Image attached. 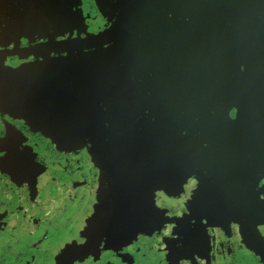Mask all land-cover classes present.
<instances>
[{"label":"flooded vegetation","instance_id":"af4514ba","mask_svg":"<svg viewBox=\"0 0 264 264\" xmlns=\"http://www.w3.org/2000/svg\"><path fill=\"white\" fill-rule=\"evenodd\" d=\"M128 1L116 4L120 7V16L116 19L113 17L117 12L111 10L114 2L106 0H0V144L11 147L6 149L4 159L7 157L9 164L18 166L12 170L9 182L22 178L20 181L24 183L34 181L42 188H51L45 202L27 198L26 203L32 200L27 211L38 212L45 208L50 214L57 200L55 197H65V192L71 190L68 194L75 193L79 203L74 204L68 215L73 218L71 228L80 233L77 243L81 241V244L70 246L69 258L62 257L64 261L71 262L73 257L94 253L102 245L129 243L135 235L140 237L153 228L158 229L167 221L170 208L177 203L182 207V216H185L181 218L184 223L179 230L182 231V240L187 243H190L189 238H197L190 231L197 229L210 244V237L214 239V236L203 223L208 217L222 225L216 231L218 239L224 241L218 244L219 247L233 243L238 247L239 243H231L230 238L238 230L242 231L247 244H260L256 235L260 230L264 232V65L259 67L246 42L250 35L247 30L249 18L239 20L222 41L228 79L213 80V89L220 93L223 87L215 114L206 108L212 97L209 91L200 99L201 105H194L193 110L197 111L178 122L176 132H173V127L156 134L154 125L140 116L133 137L135 143L125 148L120 145L123 148L118 150L106 144L97 149L91 138L93 110L88 104L89 123L81 137H58L56 131L59 132V128L50 124L49 116H42L46 115L42 113L43 109L52 107L46 100L58 96L57 89L54 90L57 83L54 74L48 71L50 67L53 69L105 52L134 38L139 25L156 23L171 28L181 23H202L218 19L226 10L233 11L251 4L246 2L232 9L228 8L229 4L237 0L217 3L212 0ZM72 3L76 5L74 12L77 11L78 16L99 22L105 12L111 13V20L103 27H91L85 33L75 29L62 30L63 26L58 24L66 21L64 10ZM80 9L82 12L78 11ZM248 42H253V38ZM254 44V47H259L256 42ZM53 93L52 98L49 94ZM105 96L141 101L134 91ZM84 101L88 103L87 96ZM204 105L205 110H201ZM165 119L171 124L169 118ZM242 127L251 133H240L238 129ZM227 128L233 137L245 144H225L229 137ZM85 139L89 140L85 146L76 144V141ZM49 147L51 150L60 147L63 151L60 159L54 156L56 164L53 170L73 177L82 176L80 183L83 189H75L77 183L70 189H61L54 181L55 176L47 178L37 174L40 161L49 156L45 154ZM173 147H180L181 152L176 155ZM77 151L80 155L75 156ZM29 165L36 171L33 177L25 173ZM19 170L25 174L16 176ZM82 190L84 196L78 197ZM158 197L164 202L155 205ZM84 204H88L86 209ZM47 215L38 226L47 228L43 225L49 217ZM16 237L14 234L10 238ZM85 246L90 248L86 250ZM189 247L195 249L194 246ZM227 258L223 263L242 261L237 255ZM262 258L264 260V254Z\"/></svg>","mask_w":264,"mask_h":264},{"label":"water","instance_id":"95a60500","mask_svg":"<svg viewBox=\"0 0 264 264\" xmlns=\"http://www.w3.org/2000/svg\"><path fill=\"white\" fill-rule=\"evenodd\" d=\"M246 2L251 4L235 9ZM229 7L235 10H226L223 16L207 22L181 23L171 28L156 23L139 25L134 38L118 43L105 52L77 59L71 64L52 66L53 69L50 67L48 71L54 74L57 82L54 90L57 89L58 96L49 94L54 98L46 100V103L52 104V107L43 109L42 113L46 115L42 116H49L50 124L59 128V132L56 131L58 137H81L89 123L88 104L93 110L91 138L97 149L106 144L118 150L120 145L125 148L135 143L133 137L140 116L154 125L156 134L173 127V132H176L178 122L197 111L193 110L194 105H201L200 99L209 91L212 97L206 108L213 114L219 109L223 89L220 88V93L218 89H213V80L228 79L221 44L242 18H249L247 30L250 35L246 42L251 54L260 68L264 65V0H237ZM249 38H253V42H248ZM254 42L259 47H254ZM128 91L138 94L141 101L105 96ZM85 96L88 103L84 101ZM201 110H205V105ZM165 118H169L171 124ZM227 130L229 137L225 144H245L233 137L229 128ZM172 151L178 155L181 149L173 147ZM89 248L84 247L86 250Z\"/></svg>","mask_w":264,"mask_h":264},{"label":"rangeland","instance_id":"374dc122","mask_svg":"<svg viewBox=\"0 0 264 264\" xmlns=\"http://www.w3.org/2000/svg\"><path fill=\"white\" fill-rule=\"evenodd\" d=\"M106 1L114 2L111 10L117 12L113 17L116 19L120 16L118 13L120 7H117L116 4L122 5L123 1L129 2L128 0ZM75 6L72 3L64 10L66 21L58 24L60 27L63 26L62 30L75 29V31L85 33L89 28L103 27L111 20V13L103 12L99 22H93L90 17L76 15L77 11L74 12ZM78 11L82 12L81 9ZM121 11L124 13L122 8ZM238 131L244 135L251 133L245 127L238 129ZM87 141L89 143V140L86 139L82 142L76 141V144L80 143L85 146ZM90 143L92 144V142ZM46 144H44L45 148ZM9 148L11 147H4V145L0 144V264H213L212 262L214 264H264L262 258L264 254V232H261V230L258 232L259 234H254L259 239L260 244L258 242L251 245L247 244L242 237L244 236L242 231L240 233V230H238L236 235L230 237L232 238L231 243H239L238 247L233 243V245L226 244L223 247L221 246V248L218 244H223L224 241L222 238L218 239L219 236L216 231L218 228L221 229L222 225L217 221H210L206 216L207 218L203 220V223L206 229L214 236V239L210 237V244L206 241L204 234L197 229L190 230L194 235H197L196 239H193V237L188 239L191 244L182 240V231L179 229H181L180 225L182 226L184 223L182 219L185 216H182V207L178 203L173 208H170L167 221H164L163 226H159L158 229L153 228L149 233L141 234L140 237L135 235V238L129 243L118 246L102 245L94 253L81 254L77 258L73 257L71 262L64 261L62 257H65V259L69 258L67 255L71 247L81 244V241L79 244L77 243L80 233L77 229L71 228L70 224L73 218L68 215L74 204H78L79 201L76 202L75 193L68 194L72 192L71 190L70 192H65V197H62V195L55 197L57 200L50 214L46 212L45 208V211L37 210L38 212H33L30 209L27 211L28 207L31 206L32 200L41 199V202H45L48 199V195L50 196L48 190L51 188L47 186L42 188L39 186L40 183L34 181L29 184L28 182L24 183V181H20L22 178L9 182L12 170L15 167L18 168V166L9 164L7 157L4 159ZM47 151L45 154L49 156L41 161L39 160L40 167L37 169V174L42 177L47 176V178L55 176L56 180L54 181H57L56 184L61 189L66 187L70 189L74 183H77V185H74L75 189H83V184L80 183L82 176L73 177L69 173H62L61 171L57 173L56 169L53 170V165L56 164L54 156L60 159V154L63 153L62 149L57 147V149L51 150L49 147ZM78 155H80V151L75 153V156ZM24 165L25 163H23ZM27 169L25 173L33 177L36 171H33L31 165ZM18 173L22 175L24 172L19 170V172L15 173L16 176L20 175ZM84 194L82 190L77 195H79L78 197L80 195L83 197ZM9 195H12V198ZM27 198L32 200L26 203L24 201ZM86 200L88 201L87 197ZM163 202L164 200L158 197L154 204L160 205ZM87 205L84 204L83 208L86 209ZM13 207L15 208L13 209ZM46 215L49 217L43 225L47 226V228L38 226L46 218ZM194 219L193 221L197 222ZM225 219L228 222V219ZM200 221H202V218ZM17 223L18 225H16ZM82 223H85V221H82ZM257 224H261V222ZM43 232L46 233L45 238ZM14 234L17 237L10 238ZM51 239L53 241H50ZM43 240L44 242H42ZM189 245L194 246L195 249L189 247ZM257 247L261 248L256 249ZM210 249L212 250L211 252L209 251ZM234 255H237V258H241L242 261L240 263H237V261H235L236 263H223L226 259H229L227 257H234ZM59 258V262H56Z\"/></svg>","mask_w":264,"mask_h":264}]
</instances>
